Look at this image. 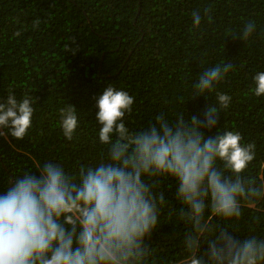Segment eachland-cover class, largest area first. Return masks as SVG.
Masks as SVG:
<instances>
[{"label": "trees", "instance_id": "1", "mask_svg": "<svg viewBox=\"0 0 264 264\" xmlns=\"http://www.w3.org/2000/svg\"><path fill=\"white\" fill-rule=\"evenodd\" d=\"M194 12L201 16L198 27ZM249 22L256 30L243 41L237 36ZM226 63L233 68L214 90L192 98L199 74ZM257 71H264V0H0V99L10 92L28 96L34 108L22 140L0 129V191L45 162L72 175L102 162L107 146L96 137L93 97L108 85L134 97L125 117L131 130L146 128L160 114L170 120L201 115L217 94H228L217 130H238L244 142L255 143L245 180L264 179V96L250 90ZM69 104L79 117L70 141L60 128V110ZM146 180L165 196L159 223L146 238L150 264H175L187 255L192 225L180 217L170 178ZM241 207L232 225L207 220L198 254L207 251L208 229L227 226L238 238L264 237V199Z\"/></svg>", "mask_w": 264, "mask_h": 264}, {"label": "clouds", "instance_id": "2", "mask_svg": "<svg viewBox=\"0 0 264 264\" xmlns=\"http://www.w3.org/2000/svg\"><path fill=\"white\" fill-rule=\"evenodd\" d=\"M200 22L194 12L193 26ZM255 30L249 22L237 37L247 41ZM232 68L226 63L203 70L192 98L206 97ZM252 85L255 96H264V71L255 72ZM93 100L96 137L107 146L104 160L81 166L75 175L59 163L45 162L0 191V264H150L146 238L165 204L164 194L146 180L156 177L174 182L180 217L194 233L185 238L187 255L175 264H264V237L238 238L227 226L208 229L207 251L197 253L207 220L232 225L242 217L243 203L264 199V179L245 180L256 158L255 143L244 142L238 130H217L220 108L228 107L231 96L217 94L215 104L191 118L157 115L155 123L140 130L126 126L134 104L127 91L108 85ZM33 112L30 97L17 99L10 92L0 99V129L22 140ZM78 127L77 108H62L64 138L72 140Z\"/></svg>", "mask_w": 264, "mask_h": 264}]
</instances>
